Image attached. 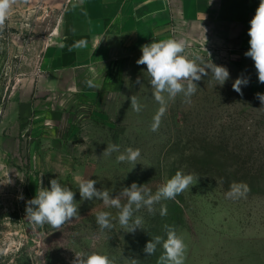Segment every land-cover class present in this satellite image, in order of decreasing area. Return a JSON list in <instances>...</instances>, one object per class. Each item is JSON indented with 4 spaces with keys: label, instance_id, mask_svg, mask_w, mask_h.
<instances>
[{
    "label": "rangeland",
    "instance_id": "obj_1",
    "mask_svg": "<svg viewBox=\"0 0 264 264\" xmlns=\"http://www.w3.org/2000/svg\"><path fill=\"white\" fill-rule=\"evenodd\" d=\"M72 1L17 0L0 31V264H74L76 254L91 252L109 256L114 264H130L128 258L158 264L162 245L151 256L144 248L156 236L166 239L167 227L187 245L185 264H264V107L249 84L241 87L242 94L233 90L242 74L230 63L228 48L208 32L192 29L175 39L184 40L186 51L204 63L226 67L229 79L221 86L209 72L195 81L191 103H184L182 94L170 101L155 132L150 126L159 104L146 66L136 63L141 54L127 67L120 93L100 104L98 116L79 117L75 130L67 115L60 135L49 136L31 114L21 117V125L12 122L2 129L7 105L29 92L43 51L64 29ZM132 95L143 106L139 113L130 107ZM109 143L121 152L138 148L141 156L135 165L117 163L119 153L102 156ZM178 170L194 174L197 182L160 202L167 206L166 216L159 215L160 204L155 215L144 208L136 212L143 224L135 232L120 226L115 208L81 200L75 182L76 176L96 180L95 187L113 197L133 182L155 193ZM51 179L76 193L79 214L48 241L57 230L33 225L26 202L39 181L50 187ZM233 181L248 185L246 197L226 198ZM100 211L112 214L110 230L97 225Z\"/></svg>",
    "mask_w": 264,
    "mask_h": 264
},
{
    "label": "crops",
    "instance_id": "obj_2",
    "mask_svg": "<svg viewBox=\"0 0 264 264\" xmlns=\"http://www.w3.org/2000/svg\"><path fill=\"white\" fill-rule=\"evenodd\" d=\"M259 3L260 0H73L64 29L43 51L29 92L9 102L1 127L11 126L12 122L19 126L21 117L31 114L36 126L49 136H57L61 120L68 115L75 130L79 117L98 116L100 104L120 93L127 67L142 54V45L177 38L192 29L208 32L209 37L214 36L228 48L230 63L249 79L253 92L264 93L254 62L244 55L249 49V21ZM80 39H86L87 46L69 51ZM87 80L99 87H88Z\"/></svg>",
    "mask_w": 264,
    "mask_h": 264
},
{
    "label": "clouds",
    "instance_id": "obj_3",
    "mask_svg": "<svg viewBox=\"0 0 264 264\" xmlns=\"http://www.w3.org/2000/svg\"><path fill=\"white\" fill-rule=\"evenodd\" d=\"M82 2L83 0H81ZM16 3L17 0H0V31L5 28L13 5ZM249 24V49L244 55L252 59L258 81L264 84V0H260ZM60 46L64 47V44ZM86 46L87 40L80 39L73 43L69 51ZM187 48L188 45L184 40L175 38L154 40L150 44L141 46L142 54L136 63L137 65L146 66L145 73L149 77L148 82L153 90L152 96L159 104L150 126V130L153 132L159 129L161 119L167 111L170 101H174L178 95L182 94L184 97L183 102L191 103V97L197 90L195 81H200L202 76H208L211 72L212 78L223 86L230 77L226 67L212 62L204 63L199 54H191L186 51ZM208 55L210 57V54ZM85 83L88 87H99L92 80H87ZM248 83V78L237 77L233 82V90L242 94L241 87L247 86ZM136 84H141L139 77ZM256 97L264 107V93H257ZM130 101V107L139 113L143 106L138 102L137 97L132 95ZM113 153H119L116 156L117 163L128 162L133 165L137 163L141 156L140 149L128 147L121 152L120 146L115 143L107 144L102 156H111ZM197 179L198 177L192 173L185 174L183 171L178 170L155 193L147 188L146 184L138 185L133 182L129 187H123L114 197L108 189H97L95 187L96 180L76 176L75 182L81 200L97 199L102 201L105 206L115 208L117 210L116 219L120 226L126 229V232H135L137 228L142 229L143 224V218L135 215L136 212L144 208L150 215H155V205L160 204L159 215L166 216L167 206L160 202L175 199L177 195L193 186L194 181L197 182ZM49 183L50 187H43L42 181H39L35 196L26 202V216L35 226L49 225L59 231L79 214V207L75 199L76 193L70 187L63 185L58 179H51ZM249 190L246 183L233 181L226 192V198L231 200L244 198ZM122 198H125L126 202L122 203ZM95 218L101 231L110 230L113 227L110 212H97ZM158 245H162L163 248L158 264H185L187 245L183 237L174 228L167 227L166 239L156 236L154 240L147 242L144 252L151 256L155 253ZM127 260L130 264H140L137 259L128 258ZM74 264H114V261L107 255L91 252L90 254H76Z\"/></svg>",
    "mask_w": 264,
    "mask_h": 264
},
{
    "label": "water",
    "instance_id": "obj_4",
    "mask_svg": "<svg viewBox=\"0 0 264 264\" xmlns=\"http://www.w3.org/2000/svg\"><path fill=\"white\" fill-rule=\"evenodd\" d=\"M59 236H60V232L57 231V232H55L54 234H52V235L48 238V241H49V240L56 239V238H58Z\"/></svg>",
    "mask_w": 264,
    "mask_h": 264
}]
</instances>
